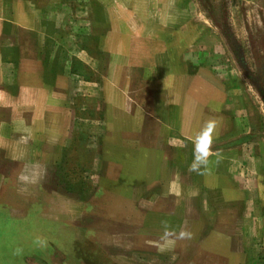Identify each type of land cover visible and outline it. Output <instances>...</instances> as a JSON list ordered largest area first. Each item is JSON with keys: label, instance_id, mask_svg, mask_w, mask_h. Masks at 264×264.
<instances>
[{"label": "crops", "instance_id": "0c3cea01", "mask_svg": "<svg viewBox=\"0 0 264 264\" xmlns=\"http://www.w3.org/2000/svg\"><path fill=\"white\" fill-rule=\"evenodd\" d=\"M63 2L0 0V158L12 165L0 175V202L23 204L18 211L27 213L30 230L48 220L74 230L82 202L43 189L67 131L78 130L81 86L91 99L99 74L101 163L88 202L102 203L104 223L88 225V238L114 252L115 264H240L244 245L239 251L233 219L254 155L223 114V83L209 69L189 67L192 24L175 20L168 0H153L157 16L143 19L126 0H99L108 29L97 36L88 22L87 47L73 19L65 36ZM151 6L142 5L145 12ZM97 44L106 59L99 73ZM81 54L93 61L86 82ZM209 119L220 122L212 145L219 156L192 171L193 140ZM94 122L84 123L91 130ZM162 221L193 238L162 251Z\"/></svg>", "mask_w": 264, "mask_h": 264}, {"label": "rangeland", "instance_id": "374dc122", "mask_svg": "<svg viewBox=\"0 0 264 264\" xmlns=\"http://www.w3.org/2000/svg\"><path fill=\"white\" fill-rule=\"evenodd\" d=\"M168 1L173 6L171 15L175 20L192 24L191 33L196 44L189 67L209 69L223 83V114L233 121V133L239 135L241 147L254 155V172L243 179H250L249 183L241 182L240 201L238 199L239 204L235 206L233 221L241 229L237 237L239 251L244 245L239 263L264 264V104L258 94L264 89V0ZM63 3L65 36L72 35V19L74 25L79 24L81 43L84 40L87 47L88 22L95 24L97 36L108 29L107 16L99 0H64ZM126 3L128 10L138 13L133 15L138 19H143L145 14L157 16L151 6L153 0H126ZM143 4L151 7L145 12ZM164 14L167 13H160ZM93 30L90 26L91 33ZM74 31H77L76 26ZM103 54L97 44L94 60L98 73L105 67ZM83 60L86 63L80 66V75L81 81L86 82L89 77L86 55ZM99 80L98 74L95 94L89 100L81 86L78 107H74L73 112L74 117L79 118L78 130L67 131L62 147L64 154L53 166L43 189L45 194L54 191L81 201L80 220L73 224L74 230L50 220L42 224L38 221L30 230L27 225L32 221L27 220V213L18 211L24 210V205L13 201L6 203L7 198L0 202V264H115L109 258L114 252L97 248L87 232L88 225L104 223L99 214L102 203L88 202L89 196L97 190L92 182L99 174L101 163ZM231 104L232 107L228 106ZM91 119L95 122L88 130L84 122ZM11 168L10 163L0 158V175L5 176ZM95 195L99 196L98 191Z\"/></svg>", "mask_w": 264, "mask_h": 264}, {"label": "clouds", "instance_id": "9594fccd", "mask_svg": "<svg viewBox=\"0 0 264 264\" xmlns=\"http://www.w3.org/2000/svg\"><path fill=\"white\" fill-rule=\"evenodd\" d=\"M219 120L209 119L205 122L201 131L194 137L193 143V163L190 166L192 171L199 172L202 166H207L209 163V157L216 155L219 156V151L213 152L212 145L215 137L218 135ZM164 232L160 237L163 242L161 250H167L175 246L178 240H191L193 233L187 228L181 229L177 234L174 229L171 228L167 221H162Z\"/></svg>", "mask_w": 264, "mask_h": 264}, {"label": "trees", "instance_id": "16d2710c", "mask_svg": "<svg viewBox=\"0 0 264 264\" xmlns=\"http://www.w3.org/2000/svg\"><path fill=\"white\" fill-rule=\"evenodd\" d=\"M258 94H259L260 100H261L262 103L264 104V89L259 90V91H258Z\"/></svg>", "mask_w": 264, "mask_h": 264}]
</instances>
